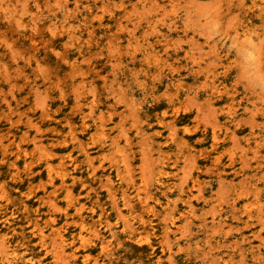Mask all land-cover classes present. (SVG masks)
I'll list each match as a JSON object with an SVG mask.
<instances>
[{
  "label": "rangeland",
  "instance_id": "374dc122",
  "mask_svg": "<svg viewBox=\"0 0 264 264\" xmlns=\"http://www.w3.org/2000/svg\"><path fill=\"white\" fill-rule=\"evenodd\" d=\"M258 1L0 0V264H264Z\"/></svg>",
  "mask_w": 264,
  "mask_h": 264
},
{
  "label": "bare ground",
  "instance_id": "6f19581e",
  "mask_svg": "<svg viewBox=\"0 0 264 264\" xmlns=\"http://www.w3.org/2000/svg\"><path fill=\"white\" fill-rule=\"evenodd\" d=\"M258 3H259V6H260V8H259V10L260 11H263L264 12V1L263 0H259L258 1ZM261 15V14H260ZM81 121H82V123H83V117H81V119H80ZM104 124L102 123L101 124V126H103ZM159 132V131H158ZM155 133V132H154ZM156 134V133H155ZM158 134V133H157ZM176 135V134H175ZM174 135V136H175ZM151 136V135H150ZM154 138V136H152V139ZM181 138V137H180ZM183 139V138H182ZM182 139H180V140H182ZM166 140V139H165ZM178 140V139H177ZM179 141V140H178ZM164 143V142H163ZM167 143V142H166ZM180 144H181V142H180ZM182 144H184V142H182ZM189 146V145H188ZM185 147H186V145H185ZM191 147V146H190ZM187 149V148H186ZM155 150V149H154ZM190 154H191V152H189ZM163 154V153H162ZM167 155V154H166ZM160 158V157H159ZM162 164V163H161ZM172 167V166H171ZM162 168V167H161ZM165 171V170H164ZM165 173V172H164ZM168 173H171V171L170 172H168ZM167 173V174H168ZM162 174V173H161ZM110 184V183H109ZM112 184H113V182H112ZM124 195V194H123ZM120 196H122V195H120ZM143 199V198H142ZM145 199V198H144ZM146 201H147V199H146ZM157 201V200H156ZM184 201H186V200H184ZM141 202V201H140ZM143 202V201H142ZM168 203V202H167ZM141 205V204H140ZM149 205V204H148ZM160 205V204H159ZM145 206V205H144ZM147 207V206H146ZM150 207V206H149ZM154 208V207H153ZM26 209V208H25ZM142 209V208H141ZM148 210V209H147ZM175 211H179L178 210V208H174V212ZM147 212V211H146ZM150 212V211H149ZM129 213V212H128ZM179 213V212H178ZM133 214V213H132ZM152 214V213H151ZM182 214H183V212H182ZM147 215V214H146ZM101 216V215H100ZM133 216V215H132ZM10 217H11V214H10ZM3 218V217H2ZM99 219V218H98ZM133 220V219H132ZM145 220V219H144ZM172 220V219H171ZM4 221H6L5 220V218H4ZM8 221V220H7ZM143 221V220H142ZM149 221V220H148ZM141 223V222H140ZM83 224V223H82ZM145 224H147V223H145L144 222V224H141V227H144L145 226ZM150 224V223H149ZM7 226V225H6ZM149 226V225H148ZM61 229V228H60ZM54 230V229H53ZM63 230V229H62ZM138 230V229H137ZM139 230H141V229H139ZM145 230V229H144ZM53 232V231H52ZM0 233H2V232H0ZM56 233V235H57V238L60 240V242L62 241V242H66L67 240H68V238H66L65 236H64V234L62 233V231L61 230H57V231H54V234ZM146 233V232H145ZM144 234V233H143ZM7 235V234H6ZM40 235V234H39ZM81 235V234H80ZM138 235V234H137ZM136 235V236H137ZM148 235H149V233H148ZM1 236V235H0ZM140 236V235H139ZM143 237V236H142ZM137 238H139V237H137ZM141 238V237H140ZM143 240V239H142ZM148 240V239H147ZM146 240V241H147ZM3 241H4V238H3ZM73 241V240H72ZM71 241V242H72ZM107 241H109V242H111V240L109 239V240H107ZM141 241V240H140ZM147 245H148V252H147V256H149V257H152L153 255H154V247H153V245L150 243V242H148L147 243ZM74 246V245H73ZM75 247V246H74ZM73 247V248H74ZM73 250V249H72ZM71 250V251H72ZM13 252V251H12ZM26 252V251H25ZM15 253H16V251H15ZM24 253V252H23ZM12 255H14V254H12ZM18 255V254H17ZM139 256L141 255L140 253L138 254ZM21 256V255H20ZM28 257V256H27ZM71 257H73L74 259L76 258V254H75V251L73 250L72 252H71ZM40 259V258H39ZM30 262V261H29ZM85 262V261H84ZM157 263V262H156ZM14 264V263H13ZM30 264H41V262H40V260H36V262H31Z\"/></svg>",
  "mask_w": 264,
  "mask_h": 264
}]
</instances>
